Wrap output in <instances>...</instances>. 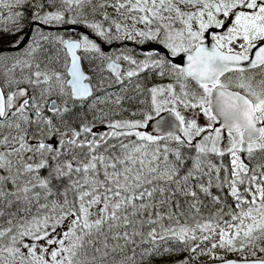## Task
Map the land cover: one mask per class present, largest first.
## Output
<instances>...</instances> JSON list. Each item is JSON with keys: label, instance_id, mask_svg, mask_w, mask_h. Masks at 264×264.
I'll return each instance as SVG.
<instances>
[{"label": "snow or ice", "instance_id": "snow-or-ice-1", "mask_svg": "<svg viewBox=\"0 0 264 264\" xmlns=\"http://www.w3.org/2000/svg\"><path fill=\"white\" fill-rule=\"evenodd\" d=\"M0 264H264V0H0Z\"/></svg>", "mask_w": 264, "mask_h": 264}]
</instances>
